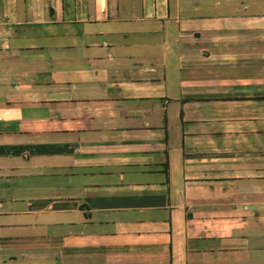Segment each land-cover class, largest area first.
Returning a JSON list of instances; mask_svg holds the SVG:
<instances>
[{
	"label": "crops",
	"instance_id": "0c3cea01",
	"mask_svg": "<svg viewBox=\"0 0 264 264\" xmlns=\"http://www.w3.org/2000/svg\"><path fill=\"white\" fill-rule=\"evenodd\" d=\"M0 264H264V0H0Z\"/></svg>",
	"mask_w": 264,
	"mask_h": 264
}]
</instances>
